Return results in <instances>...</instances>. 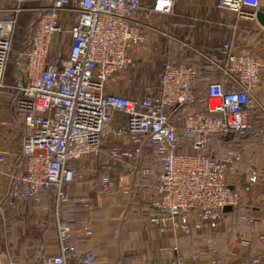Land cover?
I'll return each instance as SVG.
<instances>
[{
  "label": "built area",
  "instance_id": "1",
  "mask_svg": "<svg viewBox=\"0 0 264 264\" xmlns=\"http://www.w3.org/2000/svg\"><path fill=\"white\" fill-rule=\"evenodd\" d=\"M175 1L50 0L36 19L28 47L14 53L23 0H0V88L7 86L12 62L20 76L12 85L13 106L26 130L14 154L2 145L0 132V175L13 162L2 191L10 204L39 203L45 194H53L58 251L42 253L40 264H96L94 251L78 254L71 223L59 211L68 202L94 207L86 196L72 197L65 187L83 178L78 161L101 156L107 141L124 143H112L108 149L101 193L113 194L115 181L122 183L124 193L131 192L126 180L139 170L144 148L160 157L163 168L147 213L160 231L191 236L215 229L227 213L224 206L239 207L256 186V173L242 189L228 184L227 170L242 159L239 151L216 158L205 149L219 134L256 135L251 111L263 68L257 56L238 53L232 42L207 54L202 71L214 76L207 86L206 109L186 114L181 123L175 121L178 110L197 98L198 71L191 62L165 61L157 89L146 96L129 97L110 89L112 77L132 65L134 50L146 41L143 16L170 13ZM217 6L256 18L264 10V0H217ZM69 12L76 18L65 52L54 43ZM116 114L126 117L122 125L116 124ZM142 173L149 175L151 170L144 168ZM246 221L250 224L254 217L246 215ZM92 232V223L86 221L82 234L88 237ZM259 238L264 244V233ZM239 242L243 247L251 243L247 236H240ZM190 258L189 262L179 255L176 264H220L216 258L206 263L194 262L195 255ZM263 258L251 256L245 264H264ZM228 264L237 263L232 259Z\"/></svg>",
  "mask_w": 264,
  "mask_h": 264
},
{
  "label": "rangeland",
  "instance_id": "2",
  "mask_svg": "<svg viewBox=\"0 0 264 264\" xmlns=\"http://www.w3.org/2000/svg\"><path fill=\"white\" fill-rule=\"evenodd\" d=\"M145 1L148 2L149 0ZM49 3L50 0H23L21 4L23 9L18 15L17 35L14 38L13 50L15 47L19 49L25 43L29 28H32L33 22L38 18L42 8ZM64 18H66L63 21L64 28L58 35L54 48L62 47L66 52L71 45L70 29L76 18V13L69 12ZM142 20L145 25L146 41L134 50L132 65L127 70L118 72L112 77L109 84L111 90H116L129 97H143L154 92L159 84L162 65L168 60L171 62L177 60L191 62L199 71V78H201L202 70L207 62V54L226 42H232L234 50L238 53L253 54L263 62L261 88L257 92L254 108L257 110L258 120L264 124V111L262 110V107H264V28L257 22L256 18L242 17L235 12L218 8L217 0H177L170 13H150L143 16ZM10 64L13 63L10 62ZM11 75L14 76L16 82ZM18 79V72L11 70L8 66L6 73L7 86L0 90V96L5 97L2 99H12L15 91L12 85L20 81ZM198 85V98L186 108V112L203 110L206 83L201 79ZM119 116L118 114L115 115V122L122 125L126 120L120 118L121 123H119ZM16 117L20 122L21 130L19 131L24 135L26 130L21 122V117L18 115ZM110 141L105 144L102 156L108 157ZM233 144V141L215 136L210 142L207 153L210 155L213 153L219 158L226 155L230 150H236L243 154ZM88 158L91 161V155H88ZM145 158H147V162L153 169L159 167V162L153 152L146 153ZM235 174L236 172L233 169L227 170L229 183L234 180ZM155 181L154 176L149 181L147 188L144 189L147 192L152 190ZM3 186L0 184V256L10 257L11 253L24 250L23 248L20 249V246H16L15 240L17 238L21 239V244L30 242L37 245L36 243L39 240L41 241L42 234L40 232L43 230L45 232H55L58 213L53 205L52 193V195L50 194L51 200H46L47 202H42V200L39 203L25 204L18 201L10 204L9 200L4 197ZM82 186H85V184L77 183L72 189L85 193L86 190L82 189ZM70 194L72 197L79 195H73L71 192ZM66 204L68 205H63L67 208L65 212L63 206L59 211L61 218L67 217L70 220L66 214L73 216L75 212L79 213V211L80 214H84L81 219L77 216L73 217L74 225L70 222L73 236L75 235L76 238L78 235L77 228L86 220L87 216L85 215L88 209L81 208L74 202ZM240 206L233 209L232 212L226 213L217 228L199 232L198 236L201 235L199 237L201 239L199 243L201 250H197L196 253L204 255L205 258H200L199 255L194 254V262L206 263L210 258H216L220 264H228L235 241L239 240L240 236H246L248 228L246 212L243 206ZM136 209L139 214L148 218V201L146 199L141 200ZM32 249L34 250V247ZM245 259L244 257L243 261H246Z\"/></svg>",
  "mask_w": 264,
  "mask_h": 264
},
{
  "label": "crops",
  "instance_id": "3",
  "mask_svg": "<svg viewBox=\"0 0 264 264\" xmlns=\"http://www.w3.org/2000/svg\"><path fill=\"white\" fill-rule=\"evenodd\" d=\"M11 76L14 79V76ZM18 80H20V76ZM14 81L16 82V79ZM2 98L5 97L0 96L1 143L14 154L21 147L23 139V133L19 131L21 130L20 122L16 117V115H20L14 109L11 98H9L10 100ZM120 118L126 120L125 116H119V123H121L119 121ZM255 121L259 131L257 136L246 139H238L237 137L230 139L231 136L227 137L228 141H233L236 144L233 145L243 152V160L238 166L234 180L232 179L233 181L230 183L237 189H242L248 183L252 173H256L258 180L252 193L245 194L247 199L241 205L246 212L245 216H253L254 221L247 224L246 236L251 241L250 246H241L239 240L235 241L233 245L232 251H236L237 256L233 257L230 254L229 260L235 259L237 264H243L245 262L243 261L244 257L246 261L251 256L264 257V244L259 238L264 233V124L260 123L258 118ZM110 142L111 144H123L124 140L115 139ZM152 152L154 153V151ZM143 153L140 162L142 160V163L146 165L145 168L151 170L150 174L152 176L154 175L157 181L161 172L160 164L158 168L155 167L153 169L147 162V158L143 157ZM108 160L109 158L106 156L91 155V161H89L88 155L84 156L78 161L83 168V178L69 183L65 187L69 195H71V192L73 195L79 194L76 195L78 197L86 196L94 205L92 209L86 208L88 212L85 216L88 219L86 218L80 227L77 228V234L79 236L77 235L76 238L75 235L73 236L78 254L87 250L94 251L97 257L96 264H176L179 255H184L190 262V256L194 254L199 255L200 258H205L204 255L196 253L197 250H201L199 246L201 240L199 237L201 235L198 236L199 232L187 236L175 232L160 231L146 216H142L137 212L136 208L141 203V200L146 199L148 205L151 203L150 200L155 191V187L148 192L144 188L140 189L138 186L141 185L135 182L134 175L133 177H127L126 180L127 184L131 186V192L129 194L124 193L120 189L122 183L116 181L112 184V188L115 190L113 194L101 193V178L104 174L108 173L105 165ZM12 165L13 162L10 161L4 166V171L0 175V184H6V170ZM77 183L85 184V186H82V189L86 190L85 193L72 189ZM99 193L100 195H98ZM42 200V202L51 200L50 195L45 194ZM64 205L67 206L68 204ZM77 205L85 208L78 203ZM66 209H64V212ZM66 215L70 220L67 217L65 219L72 222V224L73 217L77 216L81 219L84 216V214H80V211L79 213L75 212L73 216ZM86 221H90L93 226L92 235L88 237H85L82 232L80 234L81 227ZM40 233L42 234L41 241L39 240L36 243L37 245L34 243L31 244L30 242L21 244V239L17 238L15 240L16 246H20V249L23 248L24 250L11 253L10 257L1 255L2 264H40L42 253L57 252L56 227L55 232H45L43 230ZM33 247L34 250L32 249Z\"/></svg>",
  "mask_w": 264,
  "mask_h": 264
},
{
  "label": "trees",
  "instance_id": "4",
  "mask_svg": "<svg viewBox=\"0 0 264 264\" xmlns=\"http://www.w3.org/2000/svg\"><path fill=\"white\" fill-rule=\"evenodd\" d=\"M176 2H177V0L175 1V4H176ZM37 19V18H36ZM35 22H36V20H34V22H33V25H32V28L30 27L29 28V33H28V35H27V38H25L24 40H25V43L19 48V49H17L16 47H15V49H14V53H17V52H19V51H21V50H24V49H26L27 47H28V45H29V41H30V37H31V35H32V32H33V30H34V25H35ZM15 35H17V32H16V34ZM14 42H15V40H14ZM169 61V60H168ZM180 60H177V61H174L173 63H178ZM9 67L11 68V70H15V71H17L16 70V68H15V66H14V64H10L9 65ZM13 68V69H12ZM199 71H198V78H197V91H198V83H199V81L202 79V81L203 82H205L206 83V90H205V98H204V100H205V104H204V107L202 108L203 110H205L206 109V104H207V86H208V83H209V81H210V78L212 77V76H214V73H209V72H204V71H202V73H201V78H199ZM3 88H0V90H2ZM198 93H197V98H198ZM14 98H15V91H14V94H13V97H12V100H11V102H12V105H14ZM196 98V99H197ZM194 103V102H193ZM192 103H189V104H185V105H183L179 110H178V113L176 114V116H175V121L177 122V123H181V121H182V118L186 115V114H188V113H190V112H192V110H190V111H187L186 112V108L188 107V106H190ZM15 109V108H14ZM256 111L257 110H255V109H253L251 112V119L253 120V122H254V125H255V127L257 128V130H258V125L256 124V121H255V119L256 118H258L257 117V114H256ZM259 133V131H257L256 132V135L255 136H257V134ZM218 137L220 136V138H224V139H226L227 140V137L228 136H231L230 137V139H232V137H237L238 139H239V137H241V139L243 138V139H246V138H253V137H255V136H251L250 134H239V133H234V134H228V135H225V134H219V135H217ZM235 144V143H234ZM210 145V144H209ZM209 145L207 146V148L205 149V151H206V153L208 152L207 150H208V147H209ZM236 145V144H235ZM234 147H236V146H234ZM144 153H143V157L145 158V154L146 153H148V152H151L152 153V150H150L149 148H145L144 149V151H143ZM153 154H155V153H153ZM156 155V157H157V160H158V162H159V164H160V167H161V170L160 171H162V168H163V166H162V162H161V159H160V157L157 155V154H155ZM211 156H213V157H216L213 153L211 154ZM216 158H219V157H216ZM243 159H241L240 161H236L229 169H233L234 170V172H237L238 170V166H239V164L241 163V161H242ZM145 164L144 163H142V160H141V162H140V167H139V170H137V173L135 174V177H134V180H135V182H138V184L139 185H141V186H138L140 189H143V188H147V186H148V184H149V181L151 180V178H153L152 177V174H150V175H144L143 173H142V171L144 170V168H145ZM158 170V169H157ZM155 173V172H154ZM159 177V176H158ZM156 178V177H155ZM158 180V179H157ZM148 182V183H147ZM156 183H157V181H156ZM156 183L154 184V187H155V185H156ZM228 184L229 185H231V186H233L231 183H229V181H228ZM234 187V186H233ZM234 188H236V187H234ZM25 204H29V203H25ZM148 207H149V205H148ZM148 210V209H147ZM148 213V212H147ZM65 219V218H64ZM67 220V219H66ZM247 261H245L243 264H245ZM240 263V262H239ZM225 264H227V263H225Z\"/></svg>",
  "mask_w": 264,
  "mask_h": 264
},
{
  "label": "water",
  "instance_id": "5",
  "mask_svg": "<svg viewBox=\"0 0 264 264\" xmlns=\"http://www.w3.org/2000/svg\"><path fill=\"white\" fill-rule=\"evenodd\" d=\"M256 20L264 28V10H260L256 13ZM223 210L229 213L233 211V207L230 205H226L224 206ZM0 264H2L1 256H0Z\"/></svg>",
  "mask_w": 264,
  "mask_h": 264
}]
</instances>
